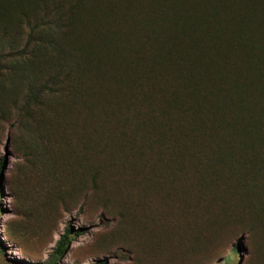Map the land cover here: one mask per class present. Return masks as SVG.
Masks as SVG:
<instances>
[{
	"label": "trees",
	"instance_id": "1",
	"mask_svg": "<svg viewBox=\"0 0 264 264\" xmlns=\"http://www.w3.org/2000/svg\"><path fill=\"white\" fill-rule=\"evenodd\" d=\"M8 96L16 117L69 96L87 147L264 215V0H0Z\"/></svg>",
	"mask_w": 264,
	"mask_h": 264
},
{
	"label": "rangeland",
	"instance_id": "2",
	"mask_svg": "<svg viewBox=\"0 0 264 264\" xmlns=\"http://www.w3.org/2000/svg\"><path fill=\"white\" fill-rule=\"evenodd\" d=\"M69 98L16 117L0 97V264H264L262 213L227 220L185 176L148 182L141 164L87 147Z\"/></svg>",
	"mask_w": 264,
	"mask_h": 264
}]
</instances>
